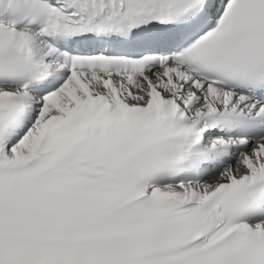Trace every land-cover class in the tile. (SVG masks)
<instances>
[{"label":"snow or ice","instance_id":"6c2138e0","mask_svg":"<svg viewBox=\"0 0 264 264\" xmlns=\"http://www.w3.org/2000/svg\"><path fill=\"white\" fill-rule=\"evenodd\" d=\"M0 264H264V0H0Z\"/></svg>","mask_w":264,"mask_h":264}]
</instances>
